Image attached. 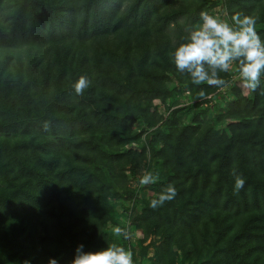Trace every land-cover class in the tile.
Returning <instances> with one entry per match:
<instances>
[{
  "label": "trees",
  "instance_id": "trees-1",
  "mask_svg": "<svg viewBox=\"0 0 264 264\" xmlns=\"http://www.w3.org/2000/svg\"><path fill=\"white\" fill-rule=\"evenodd\" d=\"M122 2L14 0L12 15L0 18V53L7 57L12 51H43L59 43L70 44L64 55L55 58L61 62L56 77L50 69L49 73L44 69L38 74L36 68L25 71L22 60L16 73L7 71L10 58L0 61V264H48L50 258L58 264H71L78 245L83 244L85 251H95L107 243L102 227L108 220L112 229L120 221L124 228L127 225L128 232L144 229L140 259L129 239L118 238L133 250L135 264L150 261L148 246L141 243L151 233L160 236L159 243L154 244L156 264H264V96H245L234 84L225 92H213L211 99L195 100L167 111L162 106L164 100L178 95L183 101L185 93L195 90L190 79L177 72L168 55L181 37L164 49L152 41V28L163 31V26L155 27L152 18L160 19L157 15L167 0H136L125 12L121 11ZM4 3L0 0V7ZM204 3L208 8L223 5L230 16L245 13L247 7L244 0ZM161 21L164 26L170 22ZM135 29L147 41L139 46L140 53L138 46L131 45L114 47L111 56L106 55L103 36ZM257 30L264 35V12ZM155 53L158 58L153 62L151 55ZM118 61L126 69L127 80L110 76ZM138 72L154 75L149 85L158 90L160 76L164 80L169 79L166 72L173 76L176 86L170 91L161 87L160 91L165 92L162 102L154 103L162 119L160 128L148 131L143 126L146 110L127 106L134 97L128 95L137 94ZM81 75L92 83L83 96H77L72 84ZM48 77L55 78L52 90ZM201 113L209 114L212 129L200 133L192 126L169 134V125L181 114L197 122ZM225 116L240 118L229 124L233 136L224 131L213 133L215 122ZM45 121L50 122V130H44ZM131 128H138L136 137L139 132H147L141 143L151 154L147 170L159 173L157 185L173 181L178 207L169 203L153 210L144 203L137 184L119 194L123 201L121 213L114 208V198L109 199L107 207L88 200L84 206L69 210H45L63 199L64 188L87 185L89 189L91 179L81 171L84 166H76L71 160L68 168L62 169L64 150H72L70 159L80 152H96V134ZM79 134H91V138L64 140L61 136ZM116 137L114 133L106 137L108 147L120 145L110 150L114 151L113 158L131 149L128 134L117 141ZM76 168H80L78 174ZM233 168L246 178L238 195L233 194ZM163 169L167 176H162ZM81 174L87 181L82 182Z\"/></svg>",
  "mask_w": 264,
  "mask_h": 264
},
{
  "label": "rangeland",
  "instance_id": "rangeland-1",
  "mask_svg": "<svg viewBox=\"0 0 264 264\" xmlns=\"http://www.w3.org/2000/svg\"><path fill=\"white\" fill-rule=\"evenodd\" d=\"M136 0H123L121 3V11L125 12L128 6H130L133 2ZM205 0H167V2L164 4V6L160 9L159 15H157L160 19L152 18L154 20L155 27L163 26V31H156L154 28L150 30L151 37H153V42L160 44L161 48H165V45L168 43L170 45L173 42H176L179 40L178 38L182 37L184 35V29L188 26L195 24L199 20V13L203 11H209L211 13H219L224 14L225 16L230 17V13L226 11L225 7L222 5H215L210 6L209 8L206 7V4L204 3ZM245 3L247 2V7L245 9V14H252L255 13L259 16V20L262 18V14L264 12V0H261L260 2H255L254 0H244ZM248 8H251L250 11H247ZM0 10H4L0 12V18H7L6 15H12V12L14 11V0H5L4 5L0 7ZM5 14V15H4ZM120 14H122L120 12ZM156 14V13H154ZM153 17V16H152ZM193 17H196L198 19H193ZM161 19H168L170 22L167 26H164ZM174 19V20H173ZM192 20V23H191ZM189 24V25H188ZM179 27H181L179 29ZM139 29L135 30H128V31H120L117 34L114 35H105L102 37V47L104 48V51L107 56H111L112 52L111 50L114 49V47L119 48H125L130 47L131 45L138 46L139 53L141 50V47H143V44H147V41L145 37L138 34ZM262 37L264 35L261 34ZM143 43V44H142ZM70 46V44L59 43L58 45L54 46V48H50L49 50H35L34 48L31 49H22L20 51H12L10 56H6L5 53H0V61L6 59L8 60L10 58V65L7 69V71L11 70L12 72L17 71V67L19 66V60H22L25 62V66L23 67L25 71H29L32 68H36V74L41 73L44 69H48L52 72V75L54 77L57 76V70L61 69V62L55 61V58L61 55H64V53L67 51V48ZM137 56V55H136ZM151 60L155 62L158 58V54H152ZM48 60V61H47ZM121 61H118V63L114 64V68L112 71L110 70V76L113 79H120L123 81L126 79V69L123 68V63L120 64ZM136 71H138L136 67ZM154 72V71H152ZM156 73V72H155ZM135 74H141L139 78V82H136L135 89L137 94L130 93L128 96L134 95L132 97L133 99L129 104L128 107L131 105H134L138 107L139 110H146V119L144 120L143 126H147V130H153L155 128H160V125L162 123V119L159 117V108L154 105V103H161L162 102V95L165 94V92L160 91L161 87L164 90L170 91L171 88H174L176 86L173 76L166 72L165 75L169 76V79L162 78L160 76L159 78V90L150 86L149 83L155 76L149 73H135ZM53 77H48V80L50 82V90L53 89ZM104 80V79H103ZM103 80L101 79L100 84H103ZM127 80V79H126ZM263 80V79H262ZM125 84H127V81H124ZM152 83V82H151ZM210 96H212L213 92H218V89L215 88H209L206 85H200ZM198 89V86L195 85V90L192 91L193 93L187 95L186 93L183 95L184 100L187 98V101H182L181 96L173 95L171 99L164 100L163 102V108L167 111L172 110L176 106H182L184 104H189L190 102L195 101L196 94L198 91L201 90ZM209 90L207 91V89ZM234 93H231L233 95ZM236 98L235 94L233 96ZM233 98V99H234ZM166 99V98H165ZM232 99V100H233ZM170 100H172V103H170ZM222 100H226L225 97H223ZM231 100V101H232ZM76 101V98H75ZM209 103H204V106L208 105ZM133 111H131L132 113ZM166 114V113H165ZM201 119L197 122L189 121L185 115L181 114L179 117H177L174 122L169 125L168 131L169 134H175L179 132L184 127H192L196 126V129L194 131L202 133L203 131H206L208 128L212 129V122L210 120V116L208 113H201L199 116ZM255 118V117H253ZM240 118L238 116H225L223 118H220L215 122L217 125L216 127L213 126V133L214 134H220L222 131L226 132L228 136H233L234 132L232 130H229V124L239 122ZM140 130V129H139ZM138 131V128H131L129 130H115L110 132H104V133H98L96 134V142L98 144V150L95 151H89V152H80L78 154V157L75 155H71V159L69 158L70 150L69 148L64 150L62 153V159H61V166L62 169H67L69 162L71 161L76 166H84L81 168V171L86 173L87 176H89L87 179H91L89 189H87V185L82 186L81 188H72L69 189L64 188L62 191L63 199L60 201H56L54 203H51L49 206L46 207V211L53 210H69V207L72 208L73 206H84L85 203H88V200H91L92 202H97V205L105 206L107 207L109 205V199L114 198L115 200V206L116 210H118L121 213V206H122V199H120L119 194L125 190H132L133 188L140 186L138 182V177L142 175V173L147 170L148 164L150 161V151L147 147H143L141 145L142 142L145 140V136L147 132H139L138 137H136V133ZM116 134L117 137L114 139L115 141L118 140V138L123 134H128L131 139L129 141L131 149L129 153H124L121 157L113 158L112 152H114V149L120 148V145H110L108 147L107 144V136H110V134ZM64 137V140H76L78 138H91V134H84V135H75V136H69V135H61ZM102 137V138H100ZM187 146L189 145V141L186 142ZM114 150V151H110ZM99 152V153H98ZM103 152V153H101ZM111 152V156H110ZM98 154H101L98 156ZM104 155L106 157L101 158V156ZM80 168H76L75 174H78ZM148 171V170H147ZM173 173V172H172ZM89 174V175H88ZM168 173H166V170L163 169L162 176H167ZM77 176V175H76ZM82 182L84 181L85 175L81 174ZM165 180V179H163ZM173 184V181L171 182ZM167 185V184H166ZM164 184H151L147 186H140L141 187V196L144 201V203L148 206L149 201L156 197L159 192L166 186ZM87 189V190H85ZM90 192V194H88ZM90 195V196H89ZM129 203L132 202V200L128 201ZM127 202V203H128ZM178 202V198H175L171 202H168L166 204L171 203V205H175L174 207H178L176 204ZM103 213V212H102ZM39 224V223H38ZM111 221L108 220L106 222V226L102 227V232L106 234L107 236V243H104L103 245L99 246L100 249L105 248L107 244H110L117 240L118 238L114 237L112 232L115 228H110ZM119 227L122 226V222H118ZM116 226V227H117ZM127 228V225L126 227ZM128 229V228H127ZM141 227H138L134 229L132 232H129V242L132 244L134 250H135V256L137 259H140V242L145 236V231ZM158 240H160V236L157 234H149L143 241L142 246H148L147 248V257L150 258V261L147 264H156L154 261V244H158Z\"/></svg>",
  "mask_w": 264,
  "mask_h": 264
},
{
  "label": "clouds",
  "instance_id": "clouds-1",
  "mask_svg": "<svg viewBox=\"0 0 264 264\" xmlns=\"http://www.w3.org/2000/svg\"><path fill=\"white\" fill-rule=\"evenodd\" d=\"M259 16L255 13L237 12L230 17L201 11L199 20L184 29V35L169 51L168 55L178 73L187 76L191 83L225 92L238 84L243 95L252 93L264 96V37L257 30ZM92 81L85 75L79 76L72 88L77 96H83ZM195 100H208L211 96L201 88ZM44 130H50V122L45 121ZM233 194L243 190L246 178L233 168ZM159 173L145 170L138 177L140 186L157 183ZM178 194L174 184H167L159 194L149 201V206L157 210L171 202ZM116 238L129 239L126 228L115 227ZM48 264H58L50 258ZM71 264H135L131 248L124 246L119 239L105 248L85 251L80 244L75 250Z\"/></svg>",
  "mask_w": 264,
  "mask_h": 264
}]
</instances>
